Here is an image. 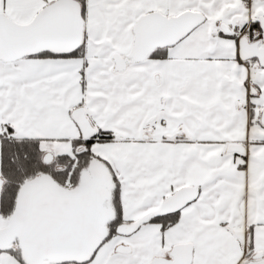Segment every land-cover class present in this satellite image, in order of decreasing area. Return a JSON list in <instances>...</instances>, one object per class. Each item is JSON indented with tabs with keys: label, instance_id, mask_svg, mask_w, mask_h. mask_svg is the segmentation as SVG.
<instances>
[{
	"label": "snow or ice",
	"instance_id": "obj_1",
	"mask_svg": "<svg viewBox=\"0 0 264 264\" xmlns=\"http://www.w3.org/2000/svg\"><path fill=\"white\" fill-rule=\"evenodd\" d=\"M0 264H264V0H0Z\"/></svg>",
	"mask_w": 264,
	"mask_h": 264
}]
</instances>
